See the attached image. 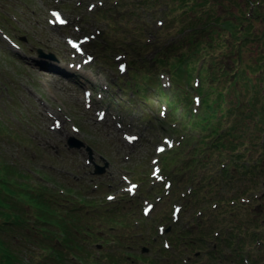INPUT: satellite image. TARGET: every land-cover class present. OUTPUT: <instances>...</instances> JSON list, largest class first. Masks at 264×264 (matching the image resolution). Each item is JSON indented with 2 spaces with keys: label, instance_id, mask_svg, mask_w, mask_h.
I'll list each match as a JSON object with an SVG mask.
<instances>
[{
  "label": "rangeland",
  "instance_id": "rangeland-1",
  "mask_svg": "<svg viewBox=\"0 0 264 264\" xmlns=\"http://www.w3.org/2000/svg\"><path fill=\"white\" fill-rule=\"evenodd\" d=\"M250 1L0 0V160L27 175L34 189L41 179L42 184L50 185L58 179L78 186L80 199L85 201L80 203V220L85 227L94 228L98 237L109 235L112 255L135 257L147 247L149 252L137 264H152V260H163L164 255L168 258L169 253L160 250L167 249L170 242L167 250L172 253L175 247L180 250L175 251L177 258L185 257L186 247L175 246L174 240L182 231L186 241L194 242L187 254L190 264H264V161L257 159L259 148L233 162L234 152L206 148L207 138L201 148L205 155L211 152L209 163L205 167L184 166L185 170L181 168L184 159L191 155L194 162L201 157L199 152L184 154L183 158L181 153L177 162L170 160V154L165 155L161 160L164 172L167 174L169 166L176 167L169 170L171 180L167 179L173 184L169 193L158 181L163 173H155L161 165L157 160L163 155L159 156L155 147L163 136L180 139L178 133L192 129L193 141L196 134L204 133L205 137L207 132L194 129L184 118L188 109L198 114L191 119L204 112V105L192 103V95H198L191 84L194 74L202 83L198 89L204 93L214 84L212 77L206 78L213 66H219L214 77L221 80L218 91L224 92L226 100L222 103L224 110L216 114L224 129L238 116L236 102L244 103L251 93V89L240 92L233 79L239 56L248 67L264 51V44L246 43L243 35L246 31L250 35L264 33V6L258 9L257 17ZM54 11L64 16L66 26L53 23ZM239 17L243 19L239 21ZM158 21L163 25H157ZM225 22L238 25L235 35L224 28ZM209 23L214 30L210 34V30L204 31ZM88 35L96 39L81 45L80 39ZM196 40L200 50L190 45ZM78 43L84 47L83 55L78 52ZM38 49L54 58L38 57ZM124 54L127 56L123 59L129 63L128 76L117 67L121 61L116 57ZM88 55L95 56L94 60L84 64ZM199 59L204 65L194 73ZM263 59L260 61L264 63ZM262 67L259 74L264 73ZM246 68L245 76L254 80L257 73ZM167 73L172 76L171 87ZM161 74L166 75L168 83ZM85 90L92 93L91 107L86 104ZM176 92L191 99L189 105L186 100L178 101ZM263 93L264 84L261 99ZM161 105L167 107L166 118L159 113ZM102 112L106 117L100 121ZM172 122L178 123L177 130L170 127ZM249 132H255L252 122ZM126 135L140 139L129 143ZM70 137L91 148L97 165L104 166L102 159H106L110 167L95 175L88 149L70 148ZM221 162L227 164L226 168ZM130 183L139 184L137 194L129 192ZM54 184L56 189L62 186ZM143 189L149 191L148 195ZM108 195L115 199L109 201ZM241 196H249L252 202L229 206L232 198ZM148 203L155 207L145 216ZM174 204L181 207L178 220L172 216ZM114 213L123 214L130 228L109 221L108 215ZM255 234L259 236L252 240ZM230 236L240 239L238 246L236 242L226 244ZM212 248L209 258L207 249ZM196 252L199 256H194Z\"/></svg>",
  "mask_w": 264,
  "mask_h": 264
},
{
  "label": "flooded vegetation",
  "instance_id": "flooded-vegetation-1",
  "mask_svg": "<svg viewBox=\"0 0 264 264\" xmlns=\"http://www.w3.org/2000/svg\"><path fill=\"white\" fill-rule=\"evenodd\" d=\"M17 179L22 176L8 174L0 181V264H111L108 240L80 237L76 186L65 181L72 188L47 189V184H40L41 189H17L22 185ZM33 220L40 222L34 232ZM100 241L101 253L95 254L93 245Z\"/></svg>",
  "mask_w": 264,
  "mask_h": 264
},
{
  "label": "trees",
  "instance_id": "trees-1",
  "mask_svg": "<svg viewBox=\"0 0 264 264\" xmlns=\"http://www.w3.org/2000/svg\"><path fill=\"white\" fill-rule=\"evenodd\" d=\"M250 3H251L250 7L254 9L253 13H255L256 16L258 17L260 15L258 9L264 6V0H252V2L250 1ZM238 19L239 21H241L243 18L239 17ZM216 23L219 24L217 21ZM209 25H210L209 27L207 26L205 27L204 31L211 29V23H209ZM223 25L225 29L231 31V33L235 35L236 28L238 27L237 24L233 22H225L223 23ZM213 31L214 30L209 31V34ZM246 32H247L246 34L243 33L246 43H252L256 41L258 43L264 44V33L259 35H252V34L250 35L248 31ZM250 37L253 38L250 39ZM212 44H213L212 42L209 43V46H212ZM238 58H239L238 60L239 66L233 75V79H236V81L238 82L236 84L239 85L240 92H242L245 89H251V93L248 95L244 103L242 101L236 102V109L238 116L235 119V121L230 122L228 127L224 129L222 126H220V118L216 114L219 113L220 110H224L222 103L224 102V100H226L224 99L225 97L224 92L218 91V87L222 84L221 80L220 79L215 80L216 77H214L215 72L216 70H218L219 66H215L216 68L213 66V71L208 76V78L212 77L211 80H213L214 84H211L210 90L208 91V93L205 94L203 114L199 115L198 118L194 117L193 120L191 119L192 116L191 111H187L186 114L184 115V118L187 119V122L190 120L191 123L190 126L192 127L199 126L202 128L203 131H207L205 133V139L203 143L207 138L211 139L210 144L208 143V147L213 148L215 150L227 149L230 152H234L235 155L231 157V160L233 162L236 161L241 156H243L245 152L247 151L250 152L251 150H258V148H259L258 158L264 161V98L261 99V94H260V88L264 84V73H260V74L258 73L261 72V70L263 69L262 65H264V63L261 62L260 59L264 58V51H261L259 53V56L255 59V61L251 63L248 67L247 65L243 66L241 56H239ZM161 62L164 63L165 59L161 60ZM259 62H261V64H259ZM239 68L240 70H238ZM245 68L255 71L257 73V75H255L254 80L245 76V72H244ZM222 72H224V70ZM223 74H225V72ZM239 80L247 83L241 84ZM233 84L234 83L231 82V85ZM215 93H217L216 97H214ZM211 94L212 97L210 96ZM262 96L264 97V93ZM177 99L178 101H181L179 95ZM185 100L187 105H189L190 103L189 98L186 97ZM231 112L232 111L230 110V113ZM187 122L182 124H186ZM250 122L254 124L255 132H249ZM238 149H242V150L237 151ZM198 152L199 154H202V158L196 159V161L194 160V162H190L189 165L192 166L198 165L200 167H205L207 163H209L206 160L210 159L211 152L209 151L207 155H205L206 152L204 151V148H199L195 151V153ZM186 166H188V163ZM7 167H8L7 165H2L0 163V174L9 173L8 170L6 169ZM253 171L254 170H252L251 172ZM79 230L81 237L96 236L94 228L85 227L82 223V220H80ZM181 236L182 239H180V235L177 236L178 238L174 237L175 246H177L179 243H183L184 245H186L187 249L191 250V248L194 247L193 241L192 240L183 241L184 239H186V236L185 235H181ZM160 252L165 254L168 253V250L162 247ZM169 257L170 255L168 254V258ZM163 258H164L163 260H167V261L155 260V264H172L171 260H168V258L165 255L163 256ZM118 263H125V261L123 260L117 261V259L112 260V264H118Z\"/></svg>",
  "mask_w": 264,
  "mask_h": 264
},
{
  "label": "water",
  "instance_id": "water-1",
  "mask_svg": "<svg viewBox=\"0 0 264 264\" xmlns=\"http://www.w3.org/2000/svg\"><path fill=\"white\" fill-rule=\"evenodd\" d=\"M38 53H39V56H40L41 58H46V57L54 58L53 55H47V54H45V53H44L43 51H41V50H39ZM69 145H70L71 148H82V147H85V144H84V143H82V142L76 140L75 138H72V139L69 140ZM88 150L90 151V153H91V155H92V151H91V149L88 148ZM106 167H108V164L106 165ZM105 170H106V168H100V167H97V172H96V173H97V174H102V173L105 172ZM144 251H147V250H144Z\"/></svg>",
  "mask_w": 264,
  "mask_h": 264
},
{
  "label": "snow or ice",
  "instance_id": "snow-or-ice-1",
  "mask_svg": "<svg viewBox=\"0 0 264 264\" xmlns=\"http://www.w3.org/2000/svg\"><path fill=\"white\" fill-rule=\"evenodd\" d=\"M56 15L58 16L59 14H58V13H56ZM61 22H63V21H61Z\"/></svg>",
  "mask_w": 264,
  "mask_h": 264
}]
</instances>
